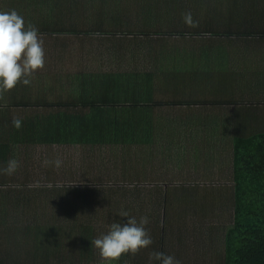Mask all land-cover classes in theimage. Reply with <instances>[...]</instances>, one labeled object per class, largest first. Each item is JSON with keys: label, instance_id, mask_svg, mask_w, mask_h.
I'll return each instance as SVG.
<instances>
[{"label": "crops", "instance_id": "obj_1", "mask_svg": "<svg viewBox=\"0 0 264 264\" xmlns=\"http://www.w3.org/2000/svg\"><path fill=\"white\" fill-rule=\"evenodd\" d=\"M228 1L232 2L233 7L231 9L223 8L222 5ZM241 1L245 0H215L214 3L212 0H206L205 2L210 5L211 11L205 14L213 13L215 17L208 18L219 21L221 16L231 13L232 9H240L239 3ZM250 1L253 2L254 0ZM120 2L121 0H118L117 9L112 11L111 16H108L104 13L102 0H0V11H17L23 16L25 25H31L38 29L40 39L44 43V68L31 77L29 86L18 84L16 87L18 88L17 97L22 98L29 106H33L28 113L48 117H51L56 112L57 116L65 113L62 115V121L69 122V109H80L81 111L84 108L90 109L91 107L123 109L127 114H129L127 109H134L133 113L140 116H143L142 113L149 110H155V114H158V111H171L170 114L173 117V109H180L178 111L181 112L183 108L192 106L209 110L220 109L223 111L224 109L225 114H228L227 109L231 110L230 108L244 109L245 105H239L236 101L239 91H234L233 88V85L239 82L242 78L240 76H243V74L241 72H232L230 67L232 66V69L235 66L238 71H242L247 65H244V63L233 64L232 59L240 55L232 53L234 50L235 52L243 50L257 53L254 59L256 62L252 63L251 66L262 69L264 73V37H168L174 36L177 31H181L180 29L183 25H187L184 22L185 14L190 13L192 10H199L198 13H200L201 10L192 3V0L189 3H185L184 0H163L161 1L163 2V7H146L148 9H143L147 12V17L144 21H141L144 16L134 17L133 12H127L126 6L121 5ZM55 3H57L56 7H54ZM39 5H42L43 11L38 10ZM89 5L91 6L89 7ZM189 5H192V7H188ZM98 7H100L99 11L95 12ZM220 7L225 9L226 12L224 13ZM205 14L204 18H207ZM29 18L31 19L29 20ZM201 19L203 18L200 17V19L197 18L194 21L193 18L194 24L199 25ZM167 20L168 22H163ZM240 23L249 26L257 25L255 24L256 22ZM226 24L235 25L233 23ZM164 27H168V29L163 30ZM69 28L70 30L75 29L79 34L76 36L73 34L69 35ZM116 28L117 30H115ZM149 30L156 31L154 34L156 37H143L149 34ZM96 33L109 37H97ZM90 34L92 35L89 36ZM66 35L68 37H65ZM181 49L191 50V53L188 54L189 60L187 62L179 61L176 58L175 52H179ZM69 65H74L76 70L69 68ZM217 68L223 70L218 73L219 78L222 77L221 85H212L210 87L205 86V83L182 85L180 78L191 79L192 76H209L215 79L213 70ZM183 69H187L191 73V77H187V75L184 77ZM10 92L0 95V122L3 123L5 118L9 119L10 116L1 113L5 109L16 108L15 105L9 104ZM187 102L195 104L186 105ZM23 107L19 106L17 111L23 109ZM59 113L61 114L59 115ZM89 114L90 112L88 111L87 115L89 116ZM212 114L214 115V113ZM14 115L15 112L12 116ZM150 117H153L155 123H158L160 120L157 118L161 116L153 115L152 112ZM173 117L167 116L166 123L186 124V119H181V122L177 123ZM47 122H52V120ZM7 135L8 133L0 132V169L7 166L8 161L12 159L11 155H19L20 150L24 154L26 146L35 147L26 145L23 142L11 143ZM232 138H228L224 145L226 146L225 148L231 149V154H228V156L230 157L229 163L232 166L230 171L233 172ZM183 139L188 141L185 140L186 144L182 142L181 147L176 149L175 147H179V144H177L178 140ZM202 139L206 140L200 134L186 132L173 133L165 139L161 133L156 132L153 144L132 146L133 151L137 155H134V161L131 162V166L138 160L142 164V170L145 168L147 172L152 169L163 173L172 172L174 170L173 166L176 164L178 172L180 171L179 166H181L183 173H190L194 162L193 158L187 160V153L197 146H201L200 140ZM36 147L52 148L55 146ZM213 162L215 161L211 156L210 166L216 167L217 164L213 165ZM22 163L24 165L23 161ZM164 165L168 171L161 170ZM198 165L201 167L200 161H198ZM114 169L117 168L114 167ZM18 170H20V163ZM195 171L197 170L195 169ZM133 173L134 171L131 170L132 175ZM149 175L143 182L153 181L152 178H149ZM179 177L183 178V176ZM189 179L190 177H188ZM158 181L164 182L163 186L165 187L173 180ZM131 184L137 185V179L131 181ZM19 202L24 203V199H0V244L2 241L5 242L4 251L7 249L10 258L8 260L0 257V264H27V261H32V264H43L45 261L44 264H69V252L66 253V257L59 261H57V257H54L56 253L53 255L54 258L51 255H44V252L52 249L57 240L56 236L55 240L53 238L50 239L49 236L51 235L50 230L53 224L51 223L49 228H45L42 227L41 223L32 224L29 222L30 218L41 221L51 219L56 221L58 217L41 214L31 217V214L24 210V205L20 206ZM135 202L136 200L131 201L133 204ZM38 204L42 205L41 203ZM20 208L22 209L20 210ZM134 217L137 218V215ZM152 218L155 222L152 225L153 229L148 230V232L153 244L150 248L142 250L134 257L131 255L127 256L126 260H128L129 264H148L149 254L156 250V241L158 243L160 239H164V248L160 245L157 251L175 256L180 261V264H207L210 261L220 264V261L216 258H220V253H216L218 251L217 246L213 249L214 240L211 236L218 233L200 234L202 237L205 236V239H202L197 234H194L193 231L190 234V229L187 226L185 227L189 229L188 234L190 236L186 231H182L183 220H180L181 223L171 222V226L167 230V214L161 219V226L163 225L161 229L158 223L160 216L158 218L155 215ZM116 219L114 214L108 215L100 212H97L96 216L91 214L87 221L97 220V224H85L94 229L87 231L85 235L83 233L79 234L82 239L88 238V243H90L96 234H106L109 226ZM187 219L193 220L191 217ZM26 232L30 235H36L37 242H35L34 249L39 250V252L29 256L32 259H29L30 261L26 259L25 248L23 247L26 244V240L16 238V236H21L26 239ZM7 235L13 236V239L6 238V240H3L1 238ZM223 237H216V245ZM41 240H44V242H41ZM76 240L72 239V243L69 239V245L71 243L75 244ZM193 241L201 247L199 251L203 252L200 255V252L197 251L198 246L195 245V249ZM88 247L92 250V244ZM74 250L77 251L78 249L74 248ZM90 256L95 261L88 257L85 261L91 260V262H86L85 264H99V260L93 255ZM118 264L122 263L119 261Z\"/></svg>", "mask_w": 264, "mask_h": 264}, {"label": "rangeland", "instance_id": "obj_2", "mask_svg": "<svg viewBox=\"0 0 264 264\" xmlns=\"http://www.w3.org/2000/svg\"><path fill=\"white\" fill-rule=\"evenodd\" d=\"M102 1L104 4V13L108 16H111L112 11L117 9L116 4L118 0H102ZM158 1L160 0H138V1L121 0L120 4L126 6L127 12L132 11L134 17L141 15L144 16L143 18H141V21H144L147 17V12L144 11L143 9L146 10L148 9L146 7H154V6L163 7V2H161L163 0H161L160 2ZM190 1L191 0H184L185 3H189ZM192 1H193L192 3L196 5L198 8H200L201 11H207V12L211 11V9L209 8L210 5L207 4V2H205L206 0H196V1L192 0ZM212 1L214 3L215 0ZM239 4H240L239 5L240 9L238 10L232 9L231 13L233 14L227 13L225 16H221L222 19L220 18L219 21H215L213 19L210 20L209 18H204L205 16H202L203 19H201L200 24L197 25V27H193V30L199 29L201 37H218L215 35H210L213 32L205 31V28L210 23L213 27L222 26V28L216 29L217 30L216 32L221 33L219 37H237L235 35L227 36V34L223 32L225 31V29H228L227 26L229 25H227L226 23L235 24L231 27V30H235L237 32L238 24L240 22H249V23L256 22L255 24L257 25H255L253 32H250L249 34L242 33L239 37H264V0H254L253 2H251L250 0H245V1H241ZM56 6L57 3H55L54 7ZM90 6L91 5H89V7ZM188 7H192V5H189ZM222 7L225 9L227 8L231 9L233 7V4L231 1H228L225 2L222 5ZM222 7L220 8L225 13L226 11ZM99 9L100 7H98V9L95 12H98ZM38 10L39 11L44 10L42 5L38 6ZM205 15H207L206 17H210V18L215 17L213 13H209ZM30 19L31 18H29V20ZM163 22H168V20ZM172 27H176V26H172ZM167 29L168 27H164L163 30H167ZM155 33L156 31L149 30V34L143 37H156L154 36ZM65 37L68 36L66 35ZM97 37H109V36L98 35ZM168 37H176V36H168ZM234 53H236L235 55H240V56H236L235 58L232 59L233 64L244 63V65L245 64L247 65V67L244 68L242 71H238L235 68V66L232 69H231L232 66L231 67L229 66L232 72H241L243 74V76H240L242 78L239 80V82L233 85V88L234 91L235 90L239 91V94L236 96L237 97L236 101L237 104L239 105H245L244 109L230 108L231 110L227 109L228 114H225L224 109L223 111L220 109L209 110V109H201L192 106L188 108H183L181 111L182 114H180L181 112L178 111L180 109H173L172 113L174 114V117L170 114L171 111L168 112L158 111V114H155L156 112L155 110L145 111V113L150 115H152L153 112V115L161 116L157 118L160 120L157 123L159 125L158 131L165 139L168 138L170 134L178 133V130H174V129L176 127L177 128L181 127V125H182L181 132L185 131L186 133L200 134L202 138L206 139V140L203 139L200 140L201 146H198L195 149L190 150L189 153H187V160L193 158V162H194V164L192 165V171L189 173L190 176H188V173L182 172L181 166H179L180 171L178 172L176 169V164L173 166L174 170H172V172L168 171L165 165L161 168V170L164 169L169 173L168 172L159 173V171L152 169L149 170V172H147L145 171V168H143L142 170V164L138 160L134 162L131 166V162L134 161L133 157L137 155L134 151H130L129 153V157H131L132 160H130V162L127 164L122 163V159L118 156H115L114 154L121 155L122 153H126L129 151V147L128 148L123 146H122L123 148H117V147L110 148V147H102V146H96V147L55 146L52 148L34 147L30 149V152H28V154L30 155V163L27 164V166L29 167L30 170L26 172L25 178H23L20 174V172L22 171H20L19 173L15 172L13 178L9 179V182L12 180V183L10 184L12 186L10 185L8 186L10 187V189L8 188L3 189V187L0 186V190L5 191V194L7 196L5 198L3 197L0 199H8L12 197V196L8 197V194L10 193L13 195V197L17 196L19 193V198L21 199L22 197L21 192H23L25 196L24 199L25 203L33 199H34V203H41L43 206L48 203L46 206H49L48 207V211H49L50 207L51 208L53 207L50 205V202H52L53 199L61 200V199H65L66 197V192L63 189H61L60 192L57 194L48 193L49 189H52L54 187H60V188L64 187V189H66L65 187H69V185H72L71 182L68 183V181L72 179L75 181L74 185H78V186L87 185V184L91 185V183L97 181V183L94 182V184H101L103 186L112 187L116 189L118 193L114 194V199H118L119 202L122 203L123 206H125L126 203H131V201L135 200V199H128L132 194L131 191L134 192L133 187H135L131 185V182L129 183V177H131V170H132L134 171L132 176H134V180L137 179V183L148 185V186H141L136 188L137 190L142 191V193H140L141 195H139V193L137 195L138 191H136V193H134L135 194L134 196H138L140 198L142 195H146L145 200L147 202L148 201L150 202L155 197L154 194L156 193L155 190L157 187L161 189H168V192L170 193L171 196L170 199L171 202L169 204L168 201L169 207L166 213L167 230H169V226H171V222L181 223L180 220H183L184 225L181 226V230L186 231L187 234L189 233V229H190V234H192L193 231L194 234H197L199 238L205 239V236L202 237L200 234L218 233L216 235L212 234L211 236L212 239L214 240L213 249H215V246H217V250L220 249L221 247L220 244H218L219 242H217L216 245V237L222 238L224 233L228 230V227L231 224L230 216H231V212H233V206H234V199H233L234 193L233 190L231 189V186L233 184L231 180L232 171H230V168L232 166L229 163L230 157L228 156V154L229 155L231 154V149L229 148L230 141L228 142L229 149L225 148L226 146L224 144L227 142L228 138H232V136L234 138L237 135H241V133L243 135L244 134L249 135L254 132H264V73L262 69L253 68L254 66H251L252 63L256 62L254 61V59L256 58L257 53L245 52L243 50L240 52L238 51L235 52L234 50L232 54ZM74 67H75L74 65H69V68L74 69ZM213 71L215 73V79H213L212 77L210 78L209 76H199V77L192 76L191 79L180 78L182 80L181 82L183 83L182 85L188 86L191 85L192 83L193 84L205 83V86L208 87L212 85H221L222 77L219 78L218 73H221V71L223 70L221 68H217L216 70L214 69ZM182 73L184 77H186V75L187 77H191V73L187 69H183ZM252 105L254 106L251 107ZM201 110L204 111L201 112ZM212 113H214V115ZM167 116L173 117L174 121L177 123L181 122L180 121L181 119H186V124L166 123ZM2 124L3 122H0V125ZM183 126H185V128L186 127H190V128L188 130H185L183 129ZM185 140L188 141L187 139L178 140L177 144H179V147H175V148L179 149L181 147L182 142L186 144ZM176 149H174V151H176ZM211 156L215 161L213 162V165L217 164L216 167L210 166ZM57 159L62 161L61 167L59 168L54 167L52 164L45 163V161H55ZM113 160L116 161L117 163L114 164L112 162ZM198 161L201 162V167H199ZM88 162H90V164ZM114 167H116L117 169H114ZM51 168H53L54 171L48 172V169ZM89 169H91L92 176L87 175V177L91 176L90 180L87 183L82 182L83 180L87 179L84 178V172H86ZM195 169L197 171H195ZM103 170L104 172H102ZM148 174H150L149 178H152L153 181L143 182ZM179 176H183V178H180ZM187 176L190 177L189 180ZM14 177H16V179H14ZM158 180H167V181L173 180V181H171L164 187L163 186L164 182L161 183ZM159 183H161V185H159ZM77 190L78 192L75 193L74 196H70L69 199L87 198L86 195L81 198L79 192L80 188H78ZM122 190H127L126 194H124ZM27 191H30V193ZM141 203H142V199H140L138 206H140ZM170 206L172 208H170ZM38 212H39L38 209H33V212L31 213L32 215L30 216L32 217L34 215L33 213H38ZM59 212L60 211H56V213ZM76 214L77 213L74 210V211H69V215L67 214L68 216L67 215L65 216L64 213H62L61 211L58 215L55 216L58 217L57 221H55L56 229L58 230L54 232L53 230H50L51 235L49 236L50 239L53 238L55 240V236H56V238L60 240L59 242L57 241L55 242L51 250L44 252V255H49V256L51 255L53 257L54 253H56L57 250H63L65 252L64 257H66L65 255L67 252L69 251L73 252L72 247L78 248L76 244H72L73 243L72 239L73 240L82 239L81 235L77 233L74 229H79L83 223L97 224L98 222L97 220L83 221L84 218L88 216L85 215V212L83 213V215L80 212H78L77 215ZM163 216L164 213L160 215V219L158 221L159 227H161V222H162L161 219H163ZM188 217H191L193 220L190 221L189 219H187ZM148 221L149 223L151 222L149 219ZM29 222H31L32 224L42 223L39 222L38 220L31 221L30 219ZM72 223H78L77 225L79 226L78 227L76 226V228L73 229ZM223 225L224 227H222ZM185 226L189 227V229ZM151 229H153V227L147 230L150 231ZM26 234H27L26 239H24V237L21 236H16V238L23 239L24 241L26 240V244L23 246L25 248V256L27 260L29 259L32 260L29 256L33 253L39 252V250L34 249L36 245L35 242H37V238L35 234L30 235L28 232H26ZM190 234L188 235L190 236ZM102 235L103 234L100 235L96 234L95 236H93L91 240H94ZM1 238L3 240H6V238L13 239V236L7 235ZM185 238L187 239L186 236ZM69 239L72 242L70 245H69ZM65 240H66V244H65ZM41 242H44V240H41ZM60 242H61V246L59 245ZM193 244L195 248L196 242L193 241ZM0 245H1L0 257L9 260L10 258L7 249L4 251V248L6 247L5 242L2 241ZM165 246L167 248L166 242H165ZM200 249L201 247L198 246L197 251L200 252L199 255L201 254V252H203V251H199ZM217 252L218 251H216V253ZM92 253H94L95 254L94 257L100 261L99 264H105V262L102 260L99 254V251L94 246L92 247ZM207 253L209 252L207 251ZM60 255L63 256V254ZM214 255H215V251H214ZM127 256L128 255L123 256L120 259V263L129 264L128 260H126ZM71 258L72 257L69 258L70 261L72 260ZM216 258L219 260L218 257ZM60 259L62 258L59 257L58 260ZM90 259L95 261L93 257ZM91 260H89V262H91ZM45 262H43V264ZM214 263L216 262L213 261L207 262V264H214ZM27 264H32V261L31 262L27 261ZM79 264H84V263H79Z\"/></svg>", "mask_w": 264, "mask_h": 264}, {"label": "trees", "instance_id": "obj_3", "mask_svg": "<svg viewBox=\"0 0 264 264\" xmlns=\"http://www.w3.org/2000/svg\"><path fill=\"white\" fill-rule=\"evenodd\" d=\"M198 12L199 10H192L190 12L194 18V21L197 18L200 19V17L204 16L207 11H200V13ZM232 26L233 25L227 26L228 29H225V31H223L227 34V36L235 35L239 37L242 33L249 34L250 32H253L255 28V26H249L240 23L238 25V31L236 32L235 30H231ZM194 27H197V25H195ZM217 28H222V26L213 27L209 23L205 28V31L213 32L210 35L219 37L221 33L216 32ZM115 30H117V28ZM180 30L181 31H177V34H175L174 36L201 37L199 29L193 30V27H189L188 25H183V28H181ZM71 34L76 36L79 33L76 32L75 29L70 30L69 28V35ZM92 34H90L89 36H91ZM96 35L98 36V33H96ZM175 53L177 56L176 58H178L179 61L187 62L189 60L188 54L191 53V50L181 49L179 52ZM17 89L18 88H15V90L10 92L11 97L8 98L9 104L13 106L15 105L16 108L5 109V111L1 113L10 116L9 119L5 118V122L0 125V132L6 134L8 133L7 137L9 138L11 143L23 142L26 145H33L35 147H129V151L126 153H122L121 155L114 154L115 156H118L122 159V163L127 164L130 162V160H132V158L129 157L130 151H133L132 146L153 144L155 140V133L159 132V125L155 123L153 117H150L151 115H146L147 113H142L143 116L137 114L135 115V113H133L134 109H127L129 111V114L125 113V110L117 108L102 109L91 107L90 109L84 108L81 111L80 109H69V122L62 121V115H64L65 113H59V115H61L57 116L56 112L53 113L51 117L43 116L40 114H30L28 112L31 111V108H33V106H29V104L24 102L22 98L17 97ZM194 104L195 103H186V105ZM19 106L21 108L23 106L24 107L23 109L17 111V108H19ZM86 110L90 112L89 116L87 115L88 111L86 112ZM14 112L15 115L12 116ZM14 118H18L22 121V126L19 130H17L12 124ZM48 120H52V122H47ZM189 128L190 127L185 128V126H183V129L185 130H188ZM174 130H178V132H181L182 125L179 128L176 127ZM31 148L34 147L26 146L24 154H22V150H20L19 155H11L12 159L17 160L20 163V170L16 172L19 173L20 171H22L20 172V174L23 178H25L26 172L30 170L27 164L30 163V155L28 154V152H30ZM22 161L24 162V165ZM112 162L114 164L117 163L114 160ZM88 163L90 164V162ZM49 171H54V169H48V172ZM102 172H104V170ZM87 175L92 176L91 169L84 172V178L87 179L83 180L82 182L87 183L90 180L91 176L87 177ZM13 176L14 174L11 176L0 174V186L3 187V189H10V187L8 186L12 183V180L9 182V179L13 178ZM14 179H16V177H14ZM133 180L134 176L132 177L131 174V177H129V183ZM231 180L233 183L231 189L234 193V206L233 212H231L230 216L231 224L229 225L228 230L225 232V236L223 237V239H220L221 241L218 243L221 247L220 249H218V253H220V264H264V132H254L249 135H243L241 133V135H237L233 138V172ZM69 182H71L72 185L67 184L69 185V187H65L66 189H64V187H54L52 189H49L48 193L50 194H57L61 189L65 190L66 192L65 199H53L52 202H50V205L53 207H50L49 211V206H46L48 203L43 206L39 205L38 203H34V200L27 201V203H25L24 200V203L19 202V205L21 206L23 204L24 210H26L28 214H31L33 212V209H38V213H33L35 216L41 214L52 215L53 217L54 215H58L61 211L65 216L67 214L69 215V211L75 210L77 214L78 212H80L82 215L85 212V215H88L86 218H84V220L86 219V221L91 214L96 216V213L100 212L101 214H114L117 218L115 221L119 220L120 222H123V218L119 217L118 213L121 211H127L131 216L137 215V220L144 216L148 217L151 222H148L146 227L147 229H150L151 227H153L152 225L155 222L154 219L150 217L156 215L159 218L162 213L166 215L169 204L171 202V196L168 192V189H161L158 187L155 190V197L150 202H147L145 200L146 195H142L140 198L138 196H134V193H136V191H138L137 195L138 193L139 195H141L140 193H142V191H139L136 188L141 186H148L146 184L143 185L142 183H138L137 185H133L135 186L133 187L134 192L131 191L132 194L128 198L135 199L136 202L134 204L126 203V205L123 206L118 199H114V194H117L118 191L112 187L103 186L101 184H94V182L97 183V181H94L93 183H91V185L87 184L82 186L74 185L75 181L72 179L68 181V183ZM78 188H80V197L82 198L86 195L87 198L69 199L70 196H74V194L78 192ZM122 191L124 194H126L127 192V190ZM27 192L30 193V191ZM21 196V199H25L23 192H21ZM3 197H7L5 191L0 190V198ZM8 197H10L8 199H20L19 193L14 197L10 193L8 194ZM140 199H142V203L140 206H138ZM56 211L60 212L56 213ZM30 220L33 221L37 219L30 218ZM38 221L42 222V227L45 228H49L50 224L52 223L53 225L51 226V230H58L56 229L55 220L51 219ZM77 224L78 223H72V228L74 229L76 228V226L78 227L79 225ZM85 224L86 223H83L79 229L74 230L85 235L87 231L94 229ZM59 240L57 239L56 241L59 242ZM91 241L90 243H88V238L75 241L78 250H74V247L72 248L73 252L69 251V258L72 257V260H69V262H71L69 264H85L87 262L85 260H87L88 257L91 258L90 255L95 256V254L92 253V250H90V248L88 247L90 246ZM61 242L59 244L60 246ZM156 244L157 246L155 251H157L160 245H164V239L158 240V243L156 241ZM64 253L65 252L63 250H57L54 257H60L63 259ZM60 254H63V256ZM87 263H89V261Z\"/></svg>", "mask_w": 264, "mask_h": 264}, {"label": "clouds", "instance_id": "obj_4", "mask_svg": "<svg viewBox=\"0 0 264 264\" xmlns=\"http://www.w3.org/2000/svg\"><path fill=\"white\" fill-rule=\"evenodd\" d=\"M184 22L194 27L191 13L184 16ZM45 65L43 40L38 29L26 26L23 16L17 11H0V95H4L17 87L18 84L29 86L31 77L42 70ZM13 126L19 130L22 121L14 118ZM54 167H61L62 161H45ZM19 167L15 159L8 161L7 166L0 169V174L13 175ZM123 218L113 222L106 234L91 241L105 262L118 264L123 256H136L142 250L148 249L153 240L147 230L148 217L137 220L127 211L118 213ZM148 264H180L175 256L160 251L150 252Z\"/></svg>", "mask_w": 264, "mask_h": 264}]
</instances>
